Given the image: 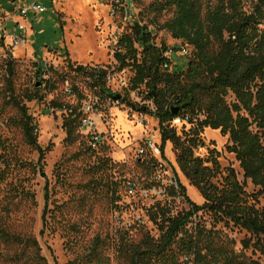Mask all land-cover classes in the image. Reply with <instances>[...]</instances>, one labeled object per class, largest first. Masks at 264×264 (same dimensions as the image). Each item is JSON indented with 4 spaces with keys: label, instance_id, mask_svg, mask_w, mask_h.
<instances>
[{
    "label": "rangeland",
    "instance_id": "rangeland-1",
    "mask_svg": "<svg viewBox=\"0 0 264 264\" xmlns=\"http://www.w3.org/2000/svg\"><path fill=\"white\" fill-rule=\"evenodd\" d=\"M201 1L204 8L209 5V0ZM245 1L251 11L253 0ZM35 2L46 12L29 13L23 19L21 9ZM157 2L0 0V227L24 239L36 238L46 264L86 259L94 251L98 264H128L124 252L132 245L148 236L156 241L162 236L152 220L153 212L159 207H167L173 215L191 210L177 181L193 203L204 205L200 192L181 173L173 145L167 144L165 158L158 153L162 139L148 89L130 91L133 72L125 69L122 76L113 58L121 38L138 21L149 28L157 46L173 50L172 70H187L192 48L161 29L174 13H155L152 7ZM19 26L25 28L22 34L27 44L15 47L13 37L20 35ZM70 61L107 69L113 76L107 87L122 97L120 101L101 99L97 104L103 120L95 131L103 137L97 149L90 148L80 121L71 138L64 127L69 108L81 107L97 96L89 87L91 80L69 68ZM41 65L49 71L44 79L51 84L40 80ZM122 81L127 88H121ZM40 88L42 99L25 104L38 126L40 146L48 149L43 160L27 145L19 112L10 102L11 93L23 100L26 93ZM230 102H235L234 96ZM123 103L138 104L144 111ZM173 126L183 138L194 128L187 121ZM202 140L197 155L211 167L217 160L221 168L215 182L221 185L233 169L246 193L258 197L257 208L264 209L260 188L245 179L236 155L228 150L229 137L205 129ZM170 187L176 188V195ZM197 227L211 233L217 247L227 248L240 261L264 264L263 253L253 246L244 248L245 240L256 242L245 230L218 222L208 211L193 218L189 228ZM174 251L181 262L186 260L178 247ZM24 252L23 245L0 240V264H27L31 252L28 249L25 256Z\"/></svg>",
    "mask_w": 264,
    "mask_h": 264
},
{
    "label": "trees",
    "instance_id": "trees-1",
    "mask_svg": "<svg viewBox=\"0 0 264 264\" xmlns=\"http://www.w3.org/2000/svg\"><path fill=\"white\" fill-rule=\"evenodd\" d=\"M246 6L245 0H209L206 8L201 0H158L153 5L157 14L173 11V18L161 29L192 48L187 70L180 73L164 69L168 47L157 46L149 28L138 21L117 45L113 58L119 70L133 72L130 91L143 87L149 91L155 107L153 114L159 120L163 158L167 144L171 143L181 173L205 201L203 206L193 203L185 186L177 181L191 210L173 215L167 207H159L153 212L152 220L162 236L158 241L148 236L141 244L132 245L124 252L128 264H261L255 260L240 261V256L227 248L217 247L211 233L200 227L189 228L194 217L208 211L218 222L232 223L248 232L256 242L247 239L244 248L253 246L264 254V209L257 208L258 197L254 199L246 193L233 169L228 170L221 185L217 184L215 180L221 171L218 161L211 167L197 155L205 129L221 131L229 137L228 150L236 155L245 179L260 188L258 196L264 198V0H253L251 11ZM69 68L89 78V87L102 100H114L116 94L107 87V69H90L71 61ZM45 70V65H41L40 80L51 84V80L44 79L49 72ZM40 93L41 88L26 93L23 100L11 93L10 102L19 112L18 121L27 145L43 160L48 149L40 146L38 126L25 104L41 100ZM232 96L235 102H230ZM123 104L144 111L138 104ZM68 112L64 127L71 138L77 131L76 122L82 119L81 107L69 108ZM176 118L194 126L185 138L173 126ZM170 190L177 194L175 187ZM0 240L8 245H23L24 256L29 249L27 264H46L36 238L24 239L0 227ZM174 247H178L185 261L181 262ZM95 252L89 258L67 264H98Z\"/></svg>",
    "mask_w": 264,
    "mask_h": 264
},
{
    "label": "built area",
    "instance_id": "built-area-1",
    "mask_svg": "<svg viewBox=\"0 0 264 264\" xmlns=\"http://www.w3.org/2000/svg\"><path fill=\"white\" fill-rule=\"evenodd\" d=\"M46 12V8L39 5L38 3H32L30 5L24 6L20 11V16L25 19L29 13H35V14H42ZM113 15L115 14V11L112 12ZM18 30L21 32L20 35H16L13 37V45L16 46H25L27 44V39L22 34L25 30L23 26H19ZM174 56L173 50H168L165 52V58L167 59L166 63L164 64L165 70H171L172 71V57ZM121 75H125V71H120ZM112 73L108 71L107 75V82L111 81L112 79ZM128 85L124 81H122L121 88H127ZM72 93V90H69V94ZM135 96V95H134ZM140 97V96H139ZM101 100L100 96L97 94L95 99H90L89 101H84L81 105V113H82V119H81V130L82 133L89 139V144L91 148L97 149V147L101 144L103 137L101 134L96 133L97 123L99 121H103L102 118L99 115V108L98 103ZM112 101V100H111ZM115 101V100H113ZM99 117V118H96ZM183 122L181 118H176L173 121V125H179ZM143 123V122H142ZM144 153V151H141ZM158 153H161V150H158Z\"/></svg>",
    "mask_w": 264,
    "mask_h": 264
},
{
    "label": "water",
    "instance_id": "water-1",
    "mask_svg": "<svg viewBox=\"0 0 264 264\" xmlns=\"http://www.w3.org/2000/svg\"><path fill=\"white\" fill-rule=\"evenodd\" d=\"M122 97L120 95H115L114 100L115 101H120Z\"/></svg>",
    "mask_w": 264,
    "mask_h": 264
}]
</instances>
